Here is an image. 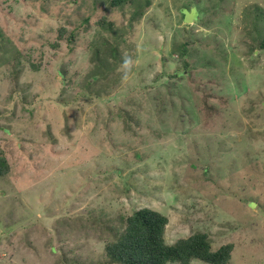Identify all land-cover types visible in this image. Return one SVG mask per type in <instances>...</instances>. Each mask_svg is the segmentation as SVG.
<instances>
[{"label": "rangeland", "instance_id": "1", "mask_svg": "<svg viewBox=\"0 0 264 264\" xmlns=\"http://www.w3.org/2000/svg\"><path fill=\"white\" fill-rule=\"evenodd\" d=\"M109 1L0 0V264H103L142 208L264 264V0Z\"/></svg>", "mask_w": 264, "mask_h": 264}, {"label": "trees", "instance_id": "2", "mask_svg": "<svg viewBox=\"0 0 264 264\" xmlns=\"http://www.w3.org/2000/svg\"><path fill=\"white\" fill-rule=\"evenodd\" d=\"M123 2L124 0H110L109 4L110 7H115ZM143 3L133 12L130 17L131 22L136 20L139 14L143 12L144 7L148 5V0H144ZM179 11L186 13L183 8H180ZM253 25L256 26L257 21ZM108 26L110 28L111 24H108ZM113 31L111 29L110 32L113 33ZM2 38L4 39L2 47H5V51H9L8 45L13 49L14 53L10 58H18L20 56L19 51L14 48L9 39ZM116 38L113 43L116 42ZM113 43L109 45L104 41L108 55L112 58H114L117 50ZM186 45L181 46V55L185 53ZM247 47L250 54L257 49L264 51V35L260 31L257 32V37L254 38L253 43L247 44ZM17 58L11 60L14 62ZM183 66L182 70L174 71V77L183 75L181 71L186 72L187 67L190 65L184 62ZM209 109L213 110L212 107ZM9 171L10 167L6 156L0 148V178L6 176ZM167 223L168 220L165 215L149 208H142L125 218H120L116 221L115 226L104 227L103 231L109 234L110 241L104 246L105 260L103 264H191L193 261L204 264H229L234 248L232 243L213 250L207 235L196 233L187 238L178 239L173 244H167L164 240Z\"/></svg>", "mask_w": 264, "mask_h": 264}]
</instances>
